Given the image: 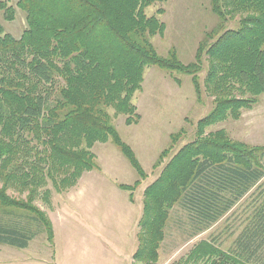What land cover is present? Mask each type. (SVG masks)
Returning a JSON list of instances; mask_svg holds the SVG:
<instances>
[{"label": "trees", "instance_id": "trees-1", "mask_svg": "<svg viewBox=\"0 0 264 264\" xmlns=\"http://www.w3.org/2000/svg\"><path fill=\"white\" fill-rule=\"evenodd\" d=\"M164 1L18 0L27 21L22 37L15 39L0 25V245L26 249L41 230L54 241L52 223L36 202H48L50 185L63 194L98 169V143L112 142L145 177L114 119L124 116L128 126L140 122L133 97L149 67L191 76L199 93L206 60L205 86L215 107L201 121L197 141L180 150L145 190L137 261L157 264L177 205H186L201 233L263 180V148L232 142L223 131L201 136L208 126L239 120L264 93V0H210L219 24L189 64L176 48L164 57L151 42L164 35L166 25L146 11ZM1 14L11 22L16 9L0 1ZM237 20V28L227 27ZM259 199L232 252L223 254L227 264H264V193ZM194 254L202 255L201 249Z\"/></svg>", "mask_w": 264, "mask_h": 264}, {"label": "rangeland", "instance_id": "rangeland-1", "mask_svg": "<svg viewBox=\"0 0 264 264\" xmlns=\"http://www.w3.org/2000/svg\"><path fill=\"white\" fill-rule=\"evenodd\" d=\"M0 1H7L16 9L15 20L8 22L1 14L0 25L6 33L20 39L27 29L26 14L17 7L18 0ZM159 10L163 14L159 15ZM146 13L157 16L166 25L164 35L151 40L157 52L167 57L176 48L185 64L194 62L199 43L219 24L210 0H165L149 7ZM227 27L237 28L238 20L230 21ZM207 72L208 62L204 60L198 75V93L189 75L147 68L142 89L133 97L140 122L128 126L126 117L114 119L145 177L138 175L112 142L96 144L93 152L98 169L83 174L75 196L67 195L74 193V189L57 194L50 185L52 195L48 202H36L52 223L54 241H49L47 233L41 230L27 249L0 245V264H145L134 257L140 245L144 192L180 150L197 141L201 121L213 111L215 97L205 86ZM110 113L113 115L114 110ZM220 131L232 142L264 149V93L252 109L242 111L239 120L228 119L208 126L201 138ZM163 154L166 158L158 164ZM260 156L264 170V150L259 159ZM121 185L135 187L133 195ZM261 193L264 178L224 217L201 233L197 232L199 227L186 205H177L171 211L157 264H227L225 255H230L248 225ZM202 243L220 253L202 251ZM198 249L202 255L194 254Z\"/></svg>", "mask_w": 264, "mask_h": 264}, {"label": "crops", "instance_id": "crops-1", "mask_svg": "<svg viewBox=\"0 0 264 264\" xmlns=\"http://www.w3.org/2000/svg\"><path fill=\"white\" fill-rule=\"evenodd\" d=\"M82 178H83V177H82ZM82 178H81V180H82ZM81 180H80V181H81ZM75 188H76V187H75ZM75 188H73V189H74V191H73L74 193H71V192L68 193V192H67V193H68L67 195H68L69 197H73V196H75V191L77 190V188H76V189H75ZM73 189H72V190H73ZM29 246H30V245H29ZM29 246H28V247H29ZM26 249H27V248H26Z\"/></svg>", "mask_w": 264, "mask_h": 264}]
</instances>
